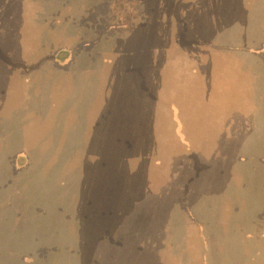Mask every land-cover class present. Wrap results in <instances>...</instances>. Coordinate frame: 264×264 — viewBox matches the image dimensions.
Masks as SVG:
<instances>
[{
    "label": "rangeland",
    "instance_id": "1",
    "mask_svg": "<svg viewBox=\"0 0 264 264\" xmlns=\"http://www.w3.org/2000/svg\"><path fill=\"white\" fill-rule=\"evenodd\" d=\"M96 1L70 0L68 32L38 63L22 55L38 40L0 39V264H264V151L232 178L230 154L179 152L172 113L158 112L178 54L160 75L143 50L177 39L178 1L145 0L148 33L161 34L150 41L116 33L125 11H90Z\"/></svg>",
    "mask_w": 264,
    "mask_h": 264
},
{
    "label": "crops",
    "instance_id": "2",
    "mask_svg": "<svg viewBox=\"0 0 264 264\" xmlns=\"http://www.w3.org/2000/svg\"><path fill=\"white\" fill-rule=\"evenodd\" d=\"M12 1L20 6L21 16L19 9L16 17L11 11L0 13V39L18 42L15 47H19V40H38V52L32 48L22 53L23 56L35 53L38 62L45 41L69 28L70 15L65 10L70 0H5L4 6ZM174 1H178L175 11L178 42L176 37L170 42L168 34L166 39H161L162 45L153 43L143 50L146 59L149 55V69L159 71L160 75L171 67L172 51L178 54L174 98L166 110L158 109V112L172 113L164 120L171 119L172 135L184 140V144L178 142L179 152L230 154L226 168L231 170L232 178L236 174L239 178L241 164L248 161L250 166H246L255 168L257 160L252 158L264 151V0ZM105 3L116 11L122 9L123 14L125 11L118 18L123 22L116 33L127 34L128 41L137 38L150 41L152 37L160 40V33H148L145 19L149 14L144 15L143 11L145 0H97L89 9L100 8ZM161 3L158 1L154 7L164 8ZM4 17L15 18V27H7L11 22L5 23ZM53 19L58 20L56 25ZM154 22L173 24L170 16H159ZM138 23L143 26L135 28ZM139 48L129 43L127 52L138 53ZM14 54L19 56L21 52L15 50ZM157 86L159 91L166 87L162 81ZM161 99L159 105L165 98ZM158 118L162 120L161 115Z\"/></svg>",
    "mask_w": 264,
    "mask_h": 264
},
{
    "label": "flooded vegetation",
    "instance_id": "3",
    "mask_svg": "<svg viewBox=\"0 0 264 264\" xmlns=\"http://www.w3.org/2000/svg\"><path fill=\"white\" fill-rule=\"evenodd\" d=\"M89 10H91V9H89ZM96 16V15H95ZM123 21L122 20H116L115 22H111L109 25H114L115 26V29H118L119 27H120V25H121V23H122ZM40 60V59H39ZM39 62V61H38ZM38 62H35V63H38ZM150 227V225L148 226V228ZM144 243H147V244H145V245H142V247H144V248H147L148 247V244H150L149 243V236L148 237H145L144 238Z\"/></svg>",
    "mask_w": 264,
    "mask_h": 264
}]
</instances>
